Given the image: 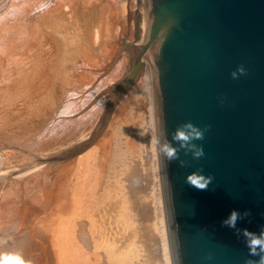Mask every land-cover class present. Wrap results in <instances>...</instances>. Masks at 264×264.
<instances>
[{"label":"bare ground","instance_id":"1","mask_svg":"<svg viewBox=\"0 0 264 264\" xmlns=\"http://www.w3.org/2000/svg\"><path fill=\"white\" fill-rule=\"evenodd\" d=\"M46 3L0 0V141L9 144L0 142V252L19 251L30 264H146L149 257L173 264L162 160L152 144L159 135L152 66L141 49L143 0ZM100 5L105 15L92 30L85 12ZM127 6L132 30L112 48L118 29L107 19L113 11L115 21L127 17ZM85 25L88 45L79 39ZM146 92L154 132L144 156L147 121L134 105ZM146 158L158 165V199L154 189L143 193L138 172L147 170Z\"/></svg>","mask_w":264,"mask_h":264},{"label":"water","instance_id":"2","mask_svg":"<svg viewBox=\"0 0 264 264\" xmlns=\"http://www.w3.org/2000/svg\"><path fill=\"white\" fill-rule=\"evenodd\" d=\"M158 130L168 139L184 122L206 128L205 155L181 149L161 157L173 264H245L250 256L237 229L264 227V0H143ZM245 75L233 79L239 65ZM175 146H178L173 141ZM214 177L205 191L186 176ZM236 209L250 214L236 229L222 221Z\"/></svg>","mask_w":264,"mask_h":264},{"label":"clouds","instance_id":"3","mask_svg":"<svg viewBox=\"0 0 264 264\" xmlns=\"http://www.w3.org/2000/svg\"><path fill=\"white\" fill-rule=\"evenodd\" d=\"M50 6L49 3L42 5L43 8ZM247 69L243 64L239 65L232 71L231 77L233 79H239L241 75H245ZM194 124L192 121L184 122L178 126L171 134V140L168 139V132L164 124L161 125L159 135L152 138L153 150L158 153L160 157L166 162V165L179 161L181 166L187 164V161L181 159L180 150L183 149L185 155L191 154L193 159L199 160L205 155L203 145H197L193 141L203 140L205 136L206 128ZM176 142L178 146L173 144ZM214 177L212 175H206L203 171H192L186 176L185 182L197 190L205 191L212 183ZM250 213L245 211L241 214L238 210L233 209L230 214L222 221V226H226L232 229H236L238 220L247 217ZM239 234H242L245 238L246 246L249 250L250 256H258V260H246L245 264H264V227H262L259 234H256L247 228L237 229ZM0 264H30L25 259L23 254L19 251L15 252H0Z\"/></svg>","mask_w":264,"mask_h":264},{"label":"rangeland","instance_id":"4","mask_svg":"<svg viewBox=\"0 0 264 264\" xmlns=\"http://www.w3.org/2000/svg\"><path fill=\"white\" fill-rule=\"evenodd\" d=\"M128 1H130V0H125V2H127V3H128ZM127 8H128L127 17L120 19V15L118 14L117 16L119 17V20L117 19V21H115L114 20L115 17H113V13H114V11H113L112 14H111L112 16L110 15V17L107 19V21L109 22V23L107 22L108 24L112 25V24L115 23L114 25H116V27L118 29V30L115 31L116 33L114 34V35H116L117 38L116 37H114V38L112 37L111 38L112 42H110V45H111L112 48L116 47L117 49H121L124 41L129 38V34H130L131 30H132V27L130 25V23H131L130 8H129V6H127ZM85 13H86V15H85L86 18L85 19L88 21V26H90V28L93 30L94 29V25H96L99 22V20H103L102 16L105 15L104 6L100 5L98 7L90 8V10L86 11ZM121 20H123V21H121ZM90 28L86 27V25H85L83 30L81 31L79 39H80V41H82L83 44L86 43V45H88L90 43V36H89L90 35ZM87 39H89V42H87ZM110 45H108V47H110ZM91 46L94 48L93 50H94V52L96 54H100V55H104L105 54L104 51L101 52L102 49H101L100 46H98V45L97 46L91 45ZM111 47L109 48L110 51H111ZM127 56H131V54H128ZM140 97H139L140 99L138 98L139 102H135L134 107L136 106V108L141 109V111L143 113L144 121L145 122L147 121L143 125L144 129L146 127V129H145V142L143 143L144 146H145V147H143L144 148V156H145L146 154L150 155L151 151H152L150 145H151V137H152V133L154 132L153 131L154 128L152 127V124H150V110H149L150 109V107H149L150 106V97H149V94H148V92H146L145 95H142ZM139 106H140V108H139ZM141 106L143 108H141ZM136 108L134 109L135 112L138 111ZM0 142L3 143L4 145H9L7 143V141H0ZM0 150H1V148H0ZM0 155L3 156V151H0ZM11 160L17 165H19L21 163L20 162V158L19 159L18 158H14V159H11ZM145 162H148L146 164L147 170L144 171V170L141 169L142 173L140 172L141 170L138 172L139 175L142 174V181H144L143 182V187H145V188H144L143 193L144 194H148V193H150L149 191L154 189L155 196L158 199L161 196V190H160V186H159L160 175H159V170L157 168L158 165H156L155 161H154L155 162L154 163L152 160H148L147 158H146ZM149 163H150V166H149ZM150 173H151V175H150ZM149 181H150V184H149ZM147 184H149V185H147ZM150 185H152V187H150L151 189L149 188ZM146 214H147L146 217L149 218V220L152 219L151 218L152 216H150V213L149 214L146 213ZM161 216H162V210H161V206H160V203H159L158 207L156 208V212H155V217H154V221L155 222L154 221H150V224H151V222H153L154 226L158 225L159 218ZM147 224H149V222ZM147 224H145V225H147ZM154 232H155V230H153V234H155ZM157 233L156 234L158 236L156 234L155 235H156V237H158V239L155 236H154L155 237L154 239L158 242V241H160L161 236H160L159 232H157ZM144 250H146V249H144ZM146 252H148V250H146L144 252L145 253L144 257L145 258L149 254V252H148V254H146ZM148 256H150V255H148ZM149 258H150V261H149ZM149 258H147L148 261H145V263L147 262L146 264H159L160 263V261H159V259L157 257H156L157 260L156 259L151 260V257H149Z\"/></svg>","mask_w":264,"mask_h":264}]
</instances>
